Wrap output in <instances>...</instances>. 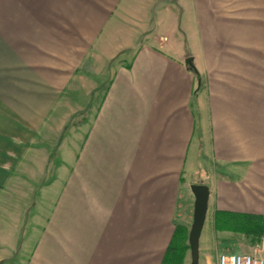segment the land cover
Wrapping results in <instances>:
<instances>
[{"label": "crops", "instance_id": "0c3cea01", "mask_svg": "<svg viewBox=\"0 0 264 264\" xmlns=\"http://www.w3.org/2000/svg\"><path fill=\"white\" fill-rule=\"evenodd\" d=\"M193 175L264 216V0H0V264H162Z\"/></svg>", "mask_w": 264, "mask_h": 264}, {"label": "rangeland", "instance_id": "374dc122", "mask_svg": "<svg viewBox=\"0 0 264 264\" xmlns=\"http://www.w3.org/2000/svg\"><path fill=\"white\" fill-rule=\"evenodd\" d=\"M214 16L212 15V20H214ZM225 16L226 17L222 15L221 17L228 18L227 15ZM206 32L212 33V30L206 31ZM189 40L192 43V37H189ZM223 42H225V40H223ZM210 43H214L213 45L210 44L211 50H215L218 48L223 49V46H218L216 41H213ZM215 44L217 46H214ZM229 44H230V40H227V45L224 46L226 47L225 48L226 51L228 48H231V50L235 48L234 46H229ZM104 75L101 76L100 81H98L99 83L104 82L105 80L103 79ZM98 96H99V93L96 94V97ZM203 164L206 168L210 166L209 165L210 163L208 161H203ZM196 178H197L196 175L195 176L193 175L192 177L188 178L187 183H184V188L188 194V198L186 199L188 224L187 226H184L182 224H179V225L187 229L188 237H189V231H190L191 225L193 223V212H194V202H195L194 195L191 191V185L198 184ZM201 182H203V180ZM187 244H188V238H187ZM256 250L259 251L260 253H263L262 251L264 250V238L260 243L250 244V242L242 236L234 235L228 232H215L213 228V223H212V214L211 212L207 214V219H206V222H205L202 234H201V238H200L199 263L198 264H216L219 254L224 253V252H228V253L239 252V253L253 254ZM184 264H191L190 249L188 250L186 254Z\"/></svg>", "mask_w": 264, "mask_h": 264}, {"label": "trees", "instance_id": "16d2710c", "mask_svg": "<svg viewBox=\"0 0 264 264\" xmlns=\"http://www.w3.org/2000/svg\"><path fill=\"white\" fill-rule=\"evenodd\" d=\"M194 74H198L195 69L190 68ZM212 223L215 232H228L242 236L250 244L260 243L264 238V216L216 212L212 216ZM187 229L176 224L172 240L166 250L162 264H184L186 254L190 249L187 244Z\"/></svg>", "mask_w": 264, "mask_h": 264}, {"label": "water", "instance_id": "95a60500", "mask_svg": "<svg viewBox=\"0 0 264 264\" xmlns=\"http://www.w3.org/2000/svg\"><path fill=\"white\" fill-rule=\"evenodd\" d=\"M185 62L190 68L195 69L192 57H188ZM191 191L195 202L188 244L190 247L191 264H198L200 238L207 219L210 189L206 184H193L191 185Z\"/></svg>", "mask_w": 264, "mask_h": 264}, {"label": "built area", "instance_id": "2783aa9c", "mask_svg": "<svg viewBox=\"0 0 264 264\" xmlns=\"http://www.w3.org/2000/svg\"><path fill=\"white\" fill-rule=\"evenodd\" d=\"M263 253L255 251L253 254L233 252H224L219 254L217 264H264Z\"/></svg>", "mask_w": 264, "mask_h": 264}]
</instances>
